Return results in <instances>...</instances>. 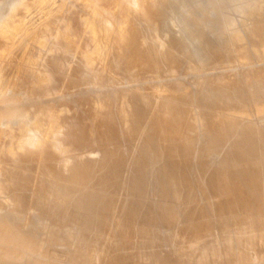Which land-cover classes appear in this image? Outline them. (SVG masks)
Returning <instances> with one entry per match:
<instances>
[{"label": "bare ground", "instance_id": "bare-ground-1", "mask_svg": "<svg viewBox=\"0 0 264 264\" xmlns=\"http://www.w3.org/2000/svg\"><path fill=\"white\" fill-rule=\"evenodd\" d=\"M11 1L12 0H10V3ZM26 1L27 0H13L10 6L11 9L8 8L7 16L10 17V14L13 16L12 12L15 6H17V8H19L18 6L27 7ZM79 1L80 3L78 4L82 14L78 9L77 11H79L80 15L75 13L76 17H73V14H69L68 16H72L71 18L68 17L69 19L67 18V20L61 21L63 18L62 12L58 10L59 12L56 11L58 12L57 15L49 16V18L47 16L48 19L44 24L43 31L44 33L54 32L56 36L62 39V41L60 39L58 41L63 45L66 52L74 50L75 52L77 50L79 51L81 44L85 41L86 44L80 49L81 54L79 52L85 64V69L81 71L83 75L90 77L97 83L108 85H112L118 77L128 79L129 81L133 80L134 82L138 81L140 78H151L154 80L158 79L160 75L163 77L162 73L165 70L161 64L163 60L157 65V70L154 68L156 72L154 69H151L152 67L150 65L153 64V59L144 52L143 45L138 43L134 24L135 21H133L132 18L133 12L141 10L145 3L148 4V0ZM226 1L225 3H227ZM10 3H6V6ZM6 8L7 7H5V9ZM254 10L255 9H247L246 7L240 8V12L249 15V17L250 15L254 17L257 14ZM4 12L6 13V11H3V13L0 14H5ZM74 12L75 11H73V13ZM16 13H20V11L15 12L14 15ZM140 17L148 19V13L142 12ZM5 19L6 18H4V20ZM262 19H264V16L261 20ZM69 21L74 24L72 28L65 26V24H69ZM2 22L3 21L0 22V35L3 44L2 42L0 44L4 46V52L1 55L10 57L13 53V48L10 44H12L11 39L15 31L14 29L8 28L9 23L7 24L9 30H7L6 26L5 29L2 26ZM70 24L72 25V23ZM15 30H17V28ZM245 30L246 34L244 35L242 32H231L226 29L220 37L222 44L225 43L228 48L233 50V52L227 56L230 59H236L240 63L247 65V68L244 69L240 75L241 87L245 89V92L242 93L240 89H235L232 97L235 102V108L239 113V115L233 119L235 122H242L243 117L249 114H255L259 118L264 117V70L250 69L255 61L264 62V24L257 25L253 28H246ZM40 32H42V30L39 31V34ZM30 34L28 35L30 36ZM40 35H42V33ZM43 37L44 36L36 38V48L33 47L36 51L33 54L31 52L32 57L28 58L27 63L19 65L18 68L19 70L22 68V72L17 71L18 74L15 80H13V84L16 83L19 87L24 86L23 88H26L27 98L30 99L32 103H35H33L34 109H31L29 105H25L24 101L18 97H14L12 105L7 107L2 105L0 107V135L10 139V141H8L9 139L7 138L10 145L6 143L9 145V148H7L8 146L6 145L7 149L4 151V156L12 158L13 162L21 164L24 167L22 169H14L12 174L9 173L11 174V179L7 178L8 174H6V180L10 179V185H7L5 179H0V181L4 180L6 183L3 185L4 183L2 184V181L0 182V193H10V190L13 188H18L20 191L26 190L29 187L30 175L32 176V174L27 171L28 169L37 168L45 171V169L48 168L50 170L52 165L51 162H53L56 157L58 159L61 153L67 152L74 144L84 143L92 147V145L103 140L106 143H113L117 146L113 151L107 148L108 144L98 147L97 150L101 151L107 158L111 156L110 153L113 154L111 156L110 165L101 174L94 176L96 170L94 162L87 163L85 168L80 169L78 174L76 173L77 176L73 180L84 185L83 193L76 201V211L72 214L70 212L69 214H65L66 212L63 213L62 209L59 208V214H61L64 219L77 220L82 216L93 226L83 229L71 228L67 230L65 228L66 230L62 231V226L59 227L61 228L59 229L56 223L47 220L48 223L43 226L42 239L35 240L31 239L28 234L21 233L15 229L17 223L11 220L13 217L12 213H7L8 215L6 216L0 214V260L13 261L23 256L25 259L31 261L33 257L39 253L41 248L62 245L66 246L74 253L70 264H252L253 261H255L252 252H256L257 233L255 237H240L234 234L229 237L226 236L227 238H222L220 235L222 239L213 240L216 232L219 231V233L225 234V231L223 229L217 231L203 230L201 232L203 234L202 238L194 241L186 235L185 230L176 228L175 224L171 222L170 218L165 215V212L157 205L159 203L180 200L182 195L177 190V174L179 168L176 166V162L179 152L174 151V148H177V146L173 145L172 137H168V134L178 128L184 130L185 126L180 123L175 124L169 122L167 118L170 117L174 111L187 113L197 124L198 128L201 129L203 134L207 136L214 130L213 128L215 126L224 123L226 119L213 115L204 109L195 113L193 108L196 97L188 91L189 88L186 89V87H183V83L181 84L179 80L177 82L174 81V84H172L173 86H169L170 90L168 89L179 97L177 104L167 101L163 97L161 91H157L150 96H145L141 92V89L127 92H122L123 90H112L110 93L106 91L105 94H103L102 92L101 95L96 92L98 95L96 94V96L94 94L96 96L94 97L96 98L95 101L92 94L82 99L85 106H89V104L91 105V103L94 102V105H91L90 112L87 110L89 113L87 117L84 115L85 117L82 118L74 117L65 119L62 117L63 115L59 114L60 112L58 109L60 107L58 108L54 105L56 103L36 104L35 102L37 98L54 95V91L56 90L57 92V89L62 87L61 77L64 72L63 64H58L59 62L56 63L54 60L56 59V52L55 56H51L54 58H51L52 61L56 63V67L53 69L52 73L43 72L42 75H37L38 73H33L31 69H29V63L38 59L47 46ZM245 37L251 40V45L247 46L241 44ZM2 45L0 46L2 47ZM62 56L63 57L60 58L65 60L64 55ZM23 58L24 57H22V59ZM5 59L8 60V58ZM61 59H59V61ZM216 60L219 61V57H217ZM47 61H49V59ZM20 62H22V60H20ZM51 62H47L48 65ZM62 62L60 61V63ZM10 66L12 67V65ZM10 66L9 68H11ZM167 66L168 74H174L176 72L173 62L172 64H167ZM2 67L5 68L3 64L0 63V76L3 70ZM149 68L151 69L150 73L154 70V72L152 71L154 75L148 72ZM13 69L16 70V68ZM66 70H68V68ZM4 72L6 71L4 70ZM178 72L179 71H177V73ZM167 73H164V76L165 74L167 75ZM5 74L8 75V72L3 75ZM7 75L6 77L8 78ZM174 75L177 74L175 73ZM63 78L64 77H62L63 83L68 82L66 77V81H64L65 78ZM123 79H121V81ZM215 79L217 83L222 85L226 82L227 77H216ZM78 80V76L75 75L71 78L70 82L79 83ZM119 80L120 78L117 81ZM70 82L68 83L69 85ZM160 83L161 82H159V84ZM59 84L61 86L56 88ZM168 84L169 83L166 85ZM159 87L161 86L159 85ZM197 87L199 88L200 94L209 89L206 82H200ZM163 88L165 89L168 87ZM59 90H61V88ZM155 91L156 90H154V92ZM14 92L17 91L14 90ZM147 92L150 91L147 90ZM0 96H4V94H0ZM199 101L201 102L200 99ZM56 107L58 109H56ZM237 111L235 113H237ZM167 115L169 116L167 117ZM60 116L65 120L60 119ZM1 127L4 128L1 129ZM148 128L152 130L151 134L144 137L138 134L140 133L139 131H144ZM255 131L256 129L254 127H247L241 134H253ZM134 132L136 134H134ZM256 133L258 134V131H256ZM1 139L3 138L1 137ZM259 141L261 143L259 147L256 148L254 145L251 148L252 150L256 151L262 146L264 151V138L259 139ZM1 143H3V141ZM159 151H164V157L150 163L157 168L149 170L148 172L149 174L156 175L158 185L150 190L147 196V203L132 199L133 196L138 194L141 187L138 179L142 174V168L138 166H140L142 162H147V152L158 154ZM74 152H76V150H74ZM78 153H80V151ZM237 154L240 163H243L241 158L242 154L240 152H237ZM69 156H65L66 159H68ZM139 158L143 159L140 161ZM75 166H78V164H75ZM228 166V163L224 162L221 170L228 168ZM67 168L68 167H66V170H68ZM70 168H73V166ZM185 168L193 169L190 165L185 166ZM255 168L257 167L252 165L250 170L253 171ZM2 171H4V169ZM223 174L226 173H222L220 179L216 176L219 179V183L222 182L221 179L223 178ZM231 174H233L232 171ZM239 178L236 179L240 180ZM36 182L37 180L35 184ZM86 187L92 190L91 193L90 191L87 194L85 193ZM186 189V187H183L182 192L184 193ZM249 189V185L245 182L235 186L231 196L229 195L230 197L225 203L226 215L223 216V218L244 212L242 204L245 203ZM36 192L37 207L38 209H43L44 204L50 199L54 189L46 182H43L42 188L38 189ZM60 192L63 196H66L68 194L67 187H61ZM224 193V188H219L217 193L215 192V195L217 194L219 197V200L216 202L221 200ZM25 200L24 197L18 194L13 198V203L21 210L26 206ZM58 200L62 201V203L67 202L65 197L58 198ZM263 202L264 201H258L252 213L262 211L261 205ZM55 203L57 202L55 201L54 204ZM91 203H95L97 209L89 218H86L83 214V208ZM29 205L31 207V204ZM50 206L51 205H49V207ZM233 206H235L234 209ZM25 210L26 208H24V212ZM47 211L45 210L44 212ZM32 214L33 213L29 214V216ZM44 218L45 216L43 219ZM138 222L144 225V231L140 232L134 240L131 239V235L134 234L135 224ZM111 223L113 224L112 227H114V230L111 231L110 235H106L104 229L109 227ZM38 224H40V222ZM35 225H37V223ZM259 226L260 230L257 232L264 238V223L260 222ZM21 227L23 226L20 225V229ZM22 251L24 253H21ZM257 257H259L260 264H264V255Z\"/></svg>", "mask_w": 264, "mask_h": 264}, {"label": "rangeland", "instance_id": "rangeland-1", "mask_svg": "<svg viewBox=\"0 0 264 264\" xmlns=\"http://www.w3.org/2000/svg\"><path fill=\"white\" fill-rule=\"evenodd\" d=\"M225 1L226 0H148V4L145 3L141 10H136L133 12L132 18L133 21H135L134 24L138 37L137 41L143 45L144 52H146L153 59V64L150 65L152 68H150H155L157 70V65L163 60V63L161 64L166 71L164 70L162 73L163 77L160 75L158 79L154 80L151 78H140L141 80L139 79L138 81L134 82L133 80L129 81L128 79L118 77L112 85H108L97 83L95 80L83 75L81 72L85 69V64L81 58V55H79V52L80 49L84 47L83 45L86 44L85 41L81 44L79 51L77 50L75 52L74 50L71 52H66L63 45H61L60 41H58L60 38L56 36L54 32L44 33L43 31L44 24L46 23L49 16L57 15L59 11L62 12L63 18L61 21L67 20L68 17L71 18L72 16H68L69 14H73V17H76L75 15H78L80 11L78 4L80 3L79 0H27V7L18 6L19 8H17V6L14 5L16 8L14 7L13 12L15 13L20 11V13H16L14 15L12 12L13 16L10 14V17L7 16V11L9 10L8 8H10L12 5L10 0H0V13H3V11H6L7 13L6 14L4 12L5 14H0V20L3 21L2 26L4 28L6 26L7 28V24L9 23L8 28L14 29L15 31L11 39L12 44H10V46L13 48V53L10 55V57L1 55L4 52V46L2 45L3 40L0 35V43L2 42V44H0L2 45V47L0 46V63H2L5 67H2L3 70L0 76V94H4V96H0V107L2 105L5 107L12 105L14 102V97H18L24 101L25 105H29L31 109H34V102L32 103V101L27 98L26 88L24 89V86L19 87V85H16V83L13 84V80H15V77L19 71L22 72V68H20L21 70L18 68L19 65L22 63H27L28 58H31L32 54L36 51L33 47L36 48V38L40 36H44L43 39L46 41L47 46L44 48L43 54H41L38 59H35V61L31 62L32 65L29 63V69H31V72L33 73H38L37 75H42L43 72L52 73L53 69L56 67L55 64L59 62L58 64H63L64 66L65 74L63 72L62 77H66L68 80L65 78L64 81L67 80L68 82L63 83L61 77L62 87L60 88L62 91L59 90L60 88H58L61 86L59 84L56 87L58 88L57 92L56 90L54 91V95L50 97L37 98L35 102L36 104L56 103L54 105H56L58 108L60 107L59 109L56 107V109L59 110V114L63 115L62 117L65 119L74 117H87L89 114L88 112H90L89 110H91V105H94V102L91 103V105L89 104V106H85V104L82 102L83 97L92 94L94 98L99 93V95H101L102 92L105 94L106 91L107 93H110L112 90H123L122 92H127L141 89V92L145 96H150L157 91H161L163 97L167 101L177 104L179 97L169 90L171 85L174 84V81L177 82L179 80L181 84L183 83L182 86L186 87V89L189 88L188 91L196 97L193 108L195 113H198L201 109H204L209 113L222 117L226 120L224 123L215 126L213 128L214 130L211 131L207 136L203 134L201 129L198 128L197 124L187 115V113H183L182 111H174L170 117L167 115V120L169 122H173L175 124L180 123L185 126L184 130H180L178 128L168 134V137H172L173 145L177 146V148H174V151L179 152L176 162V166L179 168V172L177 174V190L182 195L180 200H173L169 201L168 203H159L157 205L162 211L165 212V215L170 218L171 222L175 224L176 228H182L181 230H185L186 235L194 241L200 240L202 238L203 234L201 232L203 230L217 231L223 229L225 231V234H221L219 231L216 232L213 240H220L221 237L225 238L226 236L229 237L234 234L240 237H255L257 233L258 238H256V252H252L255 261H253L252 264H260L259 257L257 256L264 255V238H262L258 232L260 230V222L264 223V202L261 205L262 211H259L258 213H252V211L258 201H264V151L262 146H260V148L256 151L252 150L251 148L254 145V147L258 148L261 144L259 139L264 138V117L259 118L255 114H249L243 117L242 122L233 121V119L236 118L239 113L235 108V102L232 97L234 95L235 89H240L242 93L245 92V89L241 87L242 84L240 75L244 69L247 68V65L240 63L236 59H230L227 56L228 54H231L233 50L228 48L225 43L222 44L220 37L226 29L231 32H242V34L245 35L246 28H253L257 25L264 24V19L261 20V18L264 16V0H229L226 1L227 3H225ZM8 2L10 4H7L6 6V3ZM5 7L7 8L5 9ZM241 7L255 9L254 12H257L258 16L256 14L254 17L251 15L249 17V15L241 13ZM78 9L79 11H77ZM72 10L75 12L73 13ZM142 12L148 13V19L140 17ZM3 17L6 19L4 20ZM70 23H72V25ZM69 24L67 23L65 26L68 28H72L74 26L73 22L71 21H69ZM8 28L7 30H9ZM16 28L18 31L15 30ZM41 30L42 32H40V34L42 33V35L39 34V31ZM27 33L30 34V36ZM60 40L62 41V39ZM244 40L241 42V44L247 46L251 45V40L248 37H245ZM55 54L59 59H61L60 57H63L62 55H64L65 60L62 58L60 61L62 62L63 60V62L60 63ZM51 56H55L56 59L52 58ZM22 57L25 59H22ZM217 57H219V61L216 60ZM5 58H8V60ZM51 58L54 59L56 63L55 61H52ZM9 59L12 60L10 61ZM48 59L49 61H47ZM20 60H22V62H20ZM47 62L51 63L48 65ZM172 62L174 63L176 71L175 73L177 75H174L175 73L168 74L169 72L167 64H172ZM10 65H12V67ZM9 66L11 68H9ZM13 68H16V70ZM67 68L69 72L66 70ZM150 68L148 70L149 73L151 70ZM250 69H260L263 71L264 62L255 61L251 65ZM4 70L6 72H4ZM154 70L152 71L154 72ZM152 71L150 74L154 75ZM177 71L179 72L177 73ZM7 72L8 75H3ZM12 73L15 74L13 75ZM164 73H167L168 76L166 74L164 76ZM75 75L78 76L79 83L70 82L71 78ZM224 76L227 77V80L224 84L221 85L216 82V77ZM119 78L120 80L117 81ZM121 79L123 80L121 81ZM4 81L11 82L8 83ZM3 82L5 86L3 85ZM69 82L70 85L72 84L71 86L68 84ZM159 82L162 84H159ZM200 82H206L209 86V89L201 92V94L199 93V88L197 87ZM167 83L169 84L166 85ZM152 85L155 88H153ZM159 85L161 87H159ZM162 86L168 88L164 89ZM14 90L17 92H14ZM147 90L150 92H147ZM154 90L156 91L154 92ZM94 94L97 95L95 96ZM95 100L96 98H94V101ZM236 111L237 113H235ZM64 118H61L60 116V119L65 120ZM247 127H254L256 131H258V134L256 131L253 134H241ZM3 128L4 127H1V129ZM139 132L140 133H137L144 137L151 134L152 130L148 128ZM134 134L136 133L134 132ZM0 136L3 138L1 139L0 137V140L3 141V143L0 141V168H2L0 169V179L6 180V174H8L7 178L11 179L10 176L14 169H22L24 167L21 164L13 162L12 158L4 156L5 149L9 148L10 142L8 141H10V139L2 135ZM7 138L9 139L8 141ZM105 144H108L107 148L111 151L115 150L117 146L113 143H106L103 140L99 141L95 145H92V147L84 143L74 144L67 152L61 153L58 159L56 157L57 160L55 159L53 162H51L52 165L50 170L48 168H46L45 171L39 170L37 168L28 169L27 171L31 173L32 176L30 175L29 187L26 190L20 191L18 188H13L10 190V193H0V214L6 216L12 213L13 217L11 220L17 223V225H15V229L21 233L28 234L31 239L35 240L42 239V231L44 229L43 226L47 224L49 220V222L56 223L58 228L62 226V229L59 228L62 231L71 228H90V226L93 225L86 221L82 216V218H78L79 220L64 219L63 216L59 214V208L62 209L63 213L66 212L65 214H69V212L72 214L74 211H76V201L82 195L84 185L77 183L73 179L77 176L80 169H83L87 166V163H95L96 170L94 176L101 174L110 165L111 156L113 154L110 153L111 156L107 158L101 151L97 150L100 145L104 146ZM6 145L8 146L7 148ZM74 150H76L77 154L74 152ZM79 151L80 153H78ZM237 152L242 154L241 158L243 163H240V160L237 157ZM67 155H70L69 158L71 159H66V157H68ZM163 157L164 151H159L158 154L147 152V162H142L141 165L138 166L142 168V174L138 179L141 187L138 191V194L133 196L132 199L144 203L148 202L147 196L150 190L158 185L156 175L148 173L149 170L157 168L152 166L150 163L158 161V159L160 160ZM142 159L143 158H139L140 161ZM224 162H227L229 166L228 168L221 170L222 164ZM75 164H78L79 167L75 166ZM187 165H190L193 167V169H186L185 166ZM252 165L257 167L253 171L250 170ZM72 166L73 168H70ZM66 167H68V170H66ZM3 169L4 171H2ZM9 169L13 170L10 171ZM231 171L233 174H231ZM222 173H226L222 176L225 179L222 178V182L219 183ZM216 176H218L219 179ZM236 178H239L240 180H237ZM10 179L6 180L7 185H10ZM36 180L37 186L35 184ZM1 181L0 182L2 184L4 183L3 185L6 184L4 180ZM43 182H46L54 189V192L52 193L53 195L51 194L50 199H48L47 203H45L43 207L44 211L49 209L47 212H44L43 209H38L36 201V191L42 188ZM243 182L247 183L250 187L248 190L249 193L245 199V203L242 204L244 212L223 218V216L226 215L225 203L231 196L232 190L236 185ZM64 186H66L68 189V194L66 196H63L60 192V188ZM183 187L188 189H186L184 193L182 192ZM219 188H224L225 193L221 200L216 202L219 200V197L217 194L215 195V192L217 193ZM89 191L91 193L92 190L86 187L85 193L87 194ZM18 194L19 196H22L26 199V206H24V208H26L25 212L24 208L19 210L18 207H16L13 203V198ZM62 197H65L68 203H62V201L58 200V198ZM55 201L57 203L54 204ZM29 204H31V207L34 210ZM49 205H51V208ZM234 208L235 206H233V209ZM96 209L97 205L95 203H91L90 205L83 208V214L86 218H89L96 211ZM30 212L33 213L30 215L31 217L29 216V214H31ZM43 215L45 216V220L43 219ZM34 222H36L37 225H35L36 223ZM39 222L40 224H38ZM20 225L23 226L21 229ZM112 226L113 224L111 223L109 227L104 229L106 235H110L111 231L114 230V227ZM142 231H144V225L139 222L136 223L135 232L133 235H131V239L135 240ZM21 253L24 252L22 251ZM73 256L74 253L66 246L53 245L50 247L41 248L39 253L36 254L31 261L25 259L22 256L13 261L0 260V264H70Z\"/></svg>", "mask_w": 264, "mask_h": 264}]
</instances>
